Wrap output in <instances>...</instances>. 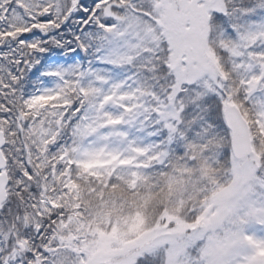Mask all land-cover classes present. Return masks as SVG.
<instances>
[{
  "label": "snow or ice",
  "instance_id": "snow-or-ice-1",
  "mask_svg": "<svg viewBox=\"0 0 264 264\" xmlns=\"http://www.w3.org/2000/svg\"><path fill=\"white\" fill-rule=\"evenodd\" d=\"M0 264H264V0H0Z\"/></svg>",
  "mask_w": 264,
  "mask_h": 264
}]
</instances>
